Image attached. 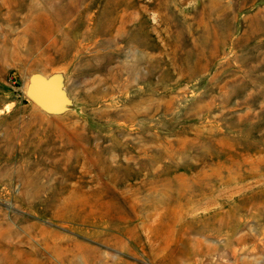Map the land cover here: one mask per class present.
Masks as SVG:
<instances>
[{"label": "rangeland", "instance_id": "rangeland-1", "mask_svg": "<svg viewBox=\"0 0 264 264\" xmlns=\"http://www.w3.org/2000/svg\"><path fill=\"white\" fill-rule=\"evenodd\" d=\"M0 264H264V0H0Z\"/></svg>", "mask_w": 264, "mask_h": 264}, {"label": "water", "instance_id": "water-1", "mask_svg": "<svg viewBox=\"0 0 264 264\" xmlns=\"http://www.w3.org/2000/svg\"><path fill=\"white\" fill-rule=\"evenodd\" d=\"M28 99L42 112L50 116H60L70 111L73 101L70 97L64 75L32 73L26 90Z\"/></svg>", "mask_w": 264, "mask_h": 264}]
</instances>
